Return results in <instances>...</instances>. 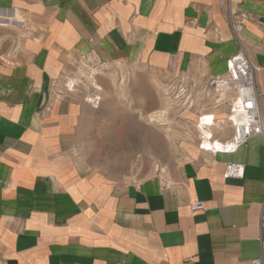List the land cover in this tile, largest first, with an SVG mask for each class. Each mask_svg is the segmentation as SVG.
Segmentation results:
<instances>
[{"label": "crops", "instance_id": "obj_1", "mask_svg": "<svg viewBox=\"0 0 264 264\" xmlns=\"http://www.w3.org/2000/svg\"><path fill=\"white\" fill-rule=\"evenodd\" d=\"M230 10L264 115V0H0V264H264V135L232 153L189 141L163 174L121 179L82 152L120 115L62 80L90 55L205 81L239 48Z\"/></svg>", "mask_w": 264, "mask_h": 264}, {"label": "rangeland", "instance_id": "obj_2", "mask_svg": "<svg viewBox=\"0 0 264 264\" xmlns=\"http://www.w3.org/2000/svg\"><path fill=\"white\" fill-rule=\"evenodd\" d=\"M71 70L72 74L62 79L67 89L73 80V89L84 98L96 97L90 101L92 105L103 107L109 114L114 108L120 115L114 117V125L105 117V124L108 121L110 126L104 133H89L82 152L92 167L121 179L163 174L166 163L176 164V147L198 138V117L187 120L182 113L190 115L203 109V114L217 109L202 96L193 107H182L172 95L175 89L170 88L169 78L137 62L103 64L85 55L73 61ZM98 96L101 99L96 101ZM162 110L167 113L165 119L150 117Z\"/></svg>", "mask_w": 264, "mask_h": 264}, {"label": "built area", "instance_id": "obj_3", "mask_svg": "<svg viewBox=\"0 0 264 264\" xmlns=\"http://www.w3.org/2000/svg\"><path fill=\"white\" fill-rule=\"evenodd\" d=\"M230 1V0H223ZM238 13L230 10L229 20L231 28L239 42L238 50L226 60V70L213 75L207 80H191L189 76L179 75L169 79L170 88H174V99L182 107H193L200 96L208 100V104L215 106L216 112L200 113L197 120V144L200 150L212 154L232 153L247 144L257 135H264V115L262 112V93L258 89L257 76L259 65L247 51L240 35L241 22ZM2 18H0V21ZM173 82V83H172ZM73 86L69 90H73ZM99 99H96V101ZM226 108L224 119L217 117V111ZM203 109H201V112ZM210 115V122L206 117ZM211 128L213 131L207 133ZM229 136H223L227 132ZM245 166L238 162L226 165V178H241L244 176ZM193 211L205 209V202L195 200L191 202ZM264 226V214L262 220ZM254 264H261L255 260Z\"/></svg>", "mask_w": 264, "mask_h": 264}, {"label": "bare ground", "instance_id": "obj_4", "mask_svg": "<svg viewBox=\"0 0 264 264\" xmlns=\"http://www.w3.org/2000/svg\"><path fill=\"white\" fill-rule=\"evenodd\" d=\"M73 84H74V81L73 80H70V82H69V86L71 87V86H73ZM100 87L98 86V89H99ZM96 98V97H95ZM95 98H92V97H88V100L89 101H94L95 100ZM98 99H101L99 96H98ZM150 117L151 118H159V119H165L166 117H167V113L165 112V110H162V111H156V112H153V113H151L150 114ZM218 117V116H217ZM220 120H223L224 119V117H218ZM210 120H211V116L210 115H208L207 117H206V121L207 122H210ZM213 130L211 129V128H209L208 130H207V133H211Z\"/></svg>", "mask_w": 264, "mask_h": 264}]
</instances>
